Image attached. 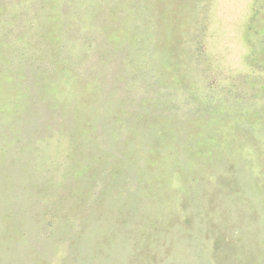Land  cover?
I'll return each mask as SVG.
<instances>
[{"label": "rangeland", "instance_id": "obj_1", "mask_svg": "<svg viewBox=\"0 0 264 264\" xmlns=\"http://www.w3.org/2000/svg\"><path fill=\"white\" fill-rule=\"evenodd\" d=\"M0 264H264V0H0Z\"/></svg>", "mask_w": 264, "mask_h": 264}]
</instances>
